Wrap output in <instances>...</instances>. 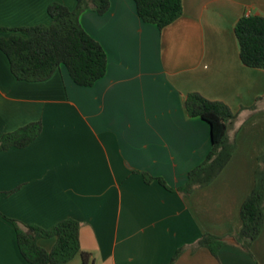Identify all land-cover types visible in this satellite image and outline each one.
<instances>
[{
    "label": "crops",
    "instance_id": "crops-1",
    "mask_svg": "<svg viewBox=\"0 0 264 264\" xmlns=\"http://www.w3.org/2000/svg\"><path fill=\"white\" fill-rule=\"evenodd\" d=\"M53 2L76 6L0 0V26L48 24ZM109 2L103 14L80 15L107 56L91 86L65 67L43 81L18 80L0 50V138L42 124L26 147L0 150V264H31L4 216L44 228L79 221L89 264H169L178 250L172 264H264V221L248 250L233 237L264 153V69L241 62L234 25L264 17V0H182L181 16L162 29L141 20L133 0ZM190 92L237 112L228 126L236 148L211 182L185 196L178 188L211 148L209 125L184 107ZM204 233L225 237L217 257L198 245ZM38 243L50 250L55 238Z\"/></svg>",
    "mask_w": 264,
    "mask_h": 264
},
{
    "label": "trees",
    "instance_id": "trees-1",
    "mask_svg": "<svg viewBox=\"0 0 264 264\" xmlns=\"http://www.w3.org/2000/svg\"><path fill=\"white\" fill-rule=\"evenodd\" d=\"M138 16L159 29L181 16L182 0H133ZM109 0H76L74 9L62 3L48 6V24L8 28L0 26V50L6 55L11 73L18 80L37 82L50 78L55 71L65 67L72 80L80 86H91L104 76L107 56L98 41L83 28L80 15L87 9L99 14L109 8ZM2 33H9L3 35ZM2 34V35H1ZM239 57L251 68L264 69V17L247 15L234 25ZM262 97H258L256 102ZM189 116H197L209 125L211 148L205 159L188 172L187 181L178 188L185 196L196 187L211 182L224 168L236 148L228 135V126L237 112L224 102L211 100L198 92H190L184 100ZM256 109V103L251 106ZM40 121L27 123L18 129L3 134L0 150L11 147L23 148L40 134ZM147 181L152 178L145 176ZM159 182L166 186L165 182ZM15 229L17 245L22 257L31 264H62L80 255L82 264L90 263V254L83 251L79 241V221L67 218L44 228L36 224H24L4 216ZM241 227L233 235L235 242L248 250L260 234L264 221V153L257 158L254 184L240 207ZM55 238L50 250L39 245L41 238ZM226 244L225 237L204 233L198 245L206 247L217 257L219 249ZM178 250L169 264L177 258Z\"/></svg>",
    "mask_w": 264,
    "mask_h": 264
}]
</instances>
